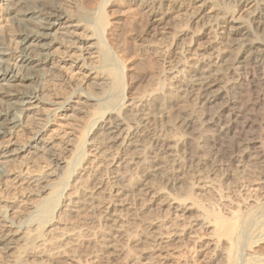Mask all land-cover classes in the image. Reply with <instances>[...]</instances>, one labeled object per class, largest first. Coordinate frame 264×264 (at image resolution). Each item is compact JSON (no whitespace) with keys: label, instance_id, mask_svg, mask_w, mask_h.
Returning a JSON list of instances; mask_svg holds the SVG:
<instances>
[{"label":"bare ground","instance_id":"bare-ground-1","mask_svg":"<svg viewBox=\"0 0 264 264\" xmlns=\"http://www.w3.org/2000/svg\"><path fill=\"white\" fill-rule=\"evenodd\" d=\"M76 1L0 0V8L4 6V11L0 12V29L10 28V24L17 25L20 44L18 56L13 63L9 62L12 50L0 44V100L4 99L7 106L5 109L0 108V138L25 131L28 121L41 120L44 113L39 104L45 101L37 88V82L47 71L56 70L60 62L68 68H79L81 72L78 74L91 80L89 84H93L96 91H88L74 84L69 96L54 102L55 108L44 114V123L32 133L33 139L28 145L16 144L15 147L5 149L0 147V181L5 176V169L19 161L24 152L49 154L51 160H54L55 169L48 174L51 178L42 186L45 196L41 194L39 202L32 205L34 210L26 214L25 220L15 225L16 220L11 217L12 214H8L13 211V207L5 204L0 208V248L9 251L22 249L21 253L26 256H58L68 243L67 238L79 240L80 231L69 232L62 227L64 223L60 221L65 215L62 213L77 211L92 196L82 194L75 198L74 194L79 193L81 182L73 178L74 183L71 184L70 178L78 169H87L88 164L97 162L99 166L101 163L98 158L112 149L127 153V159L118 163L113 171L116 180H123L131 170L138 167L146 168L145 180L140 183L132 178L126 199L120 198L118 201L129 200L130 204L135 198L142 200L141 206L149 212V217L155 221L153 225L157 226L158 232H153L156 236L162 234L159 231L162 223L157 225L162 221L154 218L156 214L153 208L164 212V215L181 217V211L189 199L188 195L185 198L172 194L162 195L163 190L152 183L157 178L169 180L164 167L166 161L173 166H182L192 154L199 153L213 163L225 156V161L222 160V181L225 182L233 176L232 164H256L264 171V28L261 35L263 42L260 44L252 40L249 36L252 34L251 27L246 26L221 38L212 51L197 50L191 56L186 53V49L170 53L167 47L188 25L192 11H176L178 0H169V4L166 0H119L124 5L133 1L138 3V10L143 12L142 18L145 16L146 24V30L141 34L144 42L141 49L163 57L154 78L127 98L123 76L125 67L103 37L109 23L106 7L111 0H99L96 9L85 14L73 12L77 6ZM259 1V13L264 19V0ZM219 2L224 11H236L237 5H234L233 0ZM167 4L171 15L165 12ZM148 7L149 10H146ZM160 14L163 16L156 19ZM138 20L135 18L129 21V25L135 27ZM154 25L161 27L152 36L149 30ZM77 29L87 30L88 34L79 36ZM87 71L90 74L87 75ZM193 96L205 99L199 110L194 104H189L194 100ZM74 98L77 100L74 101ZM84 101H94L96 106L88 129L78 137L79 142L75 150H72L71 158L59 157L55 151L57 143L51 141L44 132L56 113L61 111V115L67 118L70 116L69 111L84 112L77 106ZM175 107L183 111L184 131L172 132L166 137L169 147L167 155L163 156L151 145L159 143L163 136L156 129L149 130V116L153 111H158L161 114L160 120L172 129ZM94 126V136L87 140L89 130ZM87 145L91 147L87 148ZM88 156L91 157L89 163L83 165ZM105 172L104 168L100 170L94 186L103 187L100 178ZM233 177L235 184L232 181L229 184L224 182V186L220 187L215 186L214 178L206 181L209 188L207 194L211 198L207 196L209 201L206 200L208 203L204 205L205 215L209 220L213 216L209 222H212L214 233L230 240V247L225 253L228 255V264H264V256H254V252L248 254L244 251L248 247L252 248L251 245L256 241L258 243V238L245 240L243 237L244 233H248L245 229L253 232L264 229V213L258 216L254 214L259 210L255 209V205L240 212L242 204H239V197L236 196V192L241 190L237 186L239 175L234 174ZM182 180L183 185H192L188 179ZM255 180L259 187L254 190H262L264 197V176ZM68 187L73 188V191L69 193ZM249 187L253 189V186ZM262 206L264 208V201ZM56 209L61 210L57 220L54 218ZM106 213L107 220L111 218L114 221L110 226L113 228L104 229L107 235L130 240L124 225L127 220L120 211L113 209ZM239 214H243L241 219ZM7 221L11 224L7 225ZM46 260L28 263L19 257L14 264H49Z\"/></svg>","mask_w":264,"mask_h":264},{"label":"rangeland","instance_id":"rangeland-1","mask_svg":"<svg viewBox=\"0 0 264 264\" xmlns=\"http://www.w3.org/2000/svg\"><path fill=\"white\" fill-rule=\"evenodd\" d=\"M98 1L77 0V6L73 12H76V14L92 12L96 9ZM219 1L221 0H178L176 11L177 9H179L178 12L192 11V17L188 25L178 33L172 45L167 47V50L170 53L174 50L178 53L182 49H186V53L190 56L197 50L212 51L221 38H225L246 26L251 27L250 33L252 32V34L249 36H251L252 40H257L258 44L263 42L261 35L264 28V19L259 13V0H233L234 5H237L235 7L236 11L230 12L224 11ZM168 2L169 0H166V3ZM124 4L119 0H111L107 5L106 12L109 23L105 28L103 37L125 67L123 69L124 91L128 98L154 78V75L161 67L163 57L162 55L157 57L149 52L142 51L141 47L144 42L141 34L146 30L145 16L142 18L143 12H139L138 3L136 4L135 1L127 5ZM168 4L165 8L166 14L172 13L171 10H167ZM149 8L146 10H149ZM3 11L4 6L0 8V12ZM160 16L163 15L160 14L155 18L158 19ZM135 18L139 19L136 22L137 24L135 23V27L132 24L129 25V21L131 22ZM29 25L34 27L33 24ZM158 27L161 26H152L149 30L150 35L157 34ZM76 31L79 36L88 34L87 30L77 29ZM251 38L249 37V39ZM18 40L19 29L17 25L10 24V28L0 29V44H3L13 52L9 59L10 63L15 62V57L18 56L17 50L20 46ZM68 67H65L64 63L60 62V66L56 70L47 71L41 80L37 82V88L40 94L44 96L45 102L39 104L43 108L44 114H48L51 109L55 108L54 102L69 96L74 84L81 85L88 91L96 92L94 91V85L89 84L91 80L78 74L81 72L79 68ZM86 74H90V71H87ZM192 99L194 100L190 101L189 104H194L195 108L199 110L205 99L197 96H193ZM76 100L77 98H74V101ZM77 106L84 112L77 111L75 113L69 111L70 116L64 118L60 111L54 115L53 120L44 132L51 138V141L57 143L55 151L59 154V157H72V150H75V146L79 142L78 137L88 129V124L96 107L94 101H84ZM0 108H7L4 99L0 100ZM44 114L41 116V120L28 121L25 131L0 138V147L5 149L10 146L15 147L16 144L20 146L28 145L33 139L32 133L36 132L37 128L44 123ZM160 116L161 114L156 110L150 114L149 130L156 129L159 134H162V140L159 143H151V145L157 149L160 155L165 156L169 147L168 138L166 139V137L172 132L184 131V114L180 108H174L172 129H169L167 124L160 120ZM94 129L95 126L89 130L87 140L94 136L96 131ZM146 138L148 137L146 136ZM90 147V145H87V148ZM90 156L83 161V165L89 163ZM189 156H191L189 161L182 166H173L166 161L164 167L169 180L157 178L152 182L156 187L163 190V194L161 192L162 195L172 194L181 198H185L188 195L189 199L192 198L186 200L183 212L181 211V214H183L181 217L174 218L173 215H164V212L153 208V213L156 214L154 218L162 221L157 224L162 223L159 227V231L162 232L161 237L154 235L155 232H158L156 230L157 226L153 225L155 221H152L153 218L149 217V212H146L141 206L142 200L135 198L130 204L128 203L129 200L118 201L120 198L126 199V194L131 188L130 181L132 178L140 183L145 180L146 168L143 166L138 167L131 170L130 174L123 180H116L113 171L118 163H123L127 159V153L124 150L112 149L111 152L105 153L98 158L101 163L99 166H97V162L88 164L87 169L84 171L78 169L76 174L70 178L71 184L74 183L72 181L73 178L79 179L81 182L79 193L74 194L75 198L80 197L82 194L92 196L77 211L62 213L65 214L60 221L64 223L62 227L69 232L80 231L81 237L79 240L74 241L67 238L68 243L64 245L62 253L58 256H51V258L43 255L26 256L21 253L22 249L9 251L6 248H0V264H14L19 257L28 263L47 259L48 261H46L49 264H228L226 261L228 255L225 253L230 247V240L214 233L212 222H209L213 216H211L212 218L209 217V220L205 215V206L209 201L207 196L209 195L208 197L211 198L210 194H207L209 188L206 181L214 178L216 187L223 185L225 180L222 181L224 172L222 164L225 161V156L221 157L224 161L219 159L214 161V163L212 161L209 162L199 153ZM51 159L52 157L49 154H27L24 152L19 161L14 162L5 169V176L0 181V208L5 204H10L13 207V211H9L8 214H12L11 217L16 220L15 225L17 222L27 218L26 214L34 210L32 205L39 202L40 196L42 197V186L45 181L51 178L48 176L49 172L55 169V166H53L54 160ZM244 165L235 166L232 164L231 172L233 176L234 174L239 175V184L237 186L240 188H237L241 189L235 195L239 197V204H242V208L239 205V208L242 209L240 210L241 213L245 211V208L255 205V209L257 208L256 210H258L259 208V210L255 211L254 214L258 216L262 212L264 213L262 206L264 197L262 190H254L255 187H259L256 185L258 181L255 178L264 176V171L256 164L246 163ZM103 168L106 170L105 174L100 178L103 187L98 188L94 184L97 174ZM233 176L228 178L225 184H229L231 181L235 184ZM30 178L36 180L31 182L32 179ZM182 179H188L192 185H183ZM249 181L250 183H248ZM242 184L244 187H242ZM245 184L247 187L248 185L253 186V189H250V187L248 189ZM72 191L73 188L70 189L68 187V192ZM225 191L227 190L225 189ZM189 195L192 196L189 197ZM109 196H112L111 199H109ZM236 196L234 197L236 198ZM129 198H132V196H129ZM113 201L116 203L112 204ZM107 208L108 210H106ZM57 209V216L54 215L56 220L61 212L60 209ZM113 209H118L120 214L127 220L124 225L130 234V240L121 236L110 237L104 231V229L106 230L107 227L114 224V221L110 220L111 218L109 220L106 218V212ZM242 215L239 214L240 219ZM206 219L208 220L206 221ZM10 224L7 221V225ZM9 229L11 228L9 227ZM256 230L253 232L245 229V232L248 233H244V239L256 240L258 238V243L256 241L255 244L251 245L252 248L248 247L244 251L248 254L254 252L252 255L263 257L264 229L262 230L263 233L262 231L259 232L260 229ZM155 240L157 241L155 242Z\"/></svg>","mask_w":264,"mask_h":264}]
</instances>
